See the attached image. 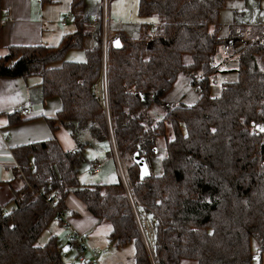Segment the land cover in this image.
I'll list each match as a JSON object with an SVG mask.
<instances>
[{
    "label": "trees",
    "instance_id": "obj_1",
    "mask_svg": "<svg viewBox=\"0 0 264 264\" xmlns=\"http://www.w3.org/2000/svg\"><path fill=\"white\" fill-rule=\"evenodd\" d=\"M227 1L137 0L138 15L155 24L140 22L136 37L110 32L108 7L104 103L94 94L101 27L88 24L84 0H69L75 31L59 44L8 47L0 75L41 76L43 98L60 100L47 124L52 132L66 128L76 147L65 151L52 136L11 149L18 173L10 185L12 208L0 203V264H67L56 235L43 245L36 240L51 223L65 232L71 226L69 194L111 226L116 247L133 245V264H255L264 253V27L256 40H244L239 23L222 35L219 14ZM85 36L95 42L84 59L66 60L65 52L80 48ZM113 36L120 48L112 47ZM233 54L236 69H220ZM230 71L233 80L219 79ZM179 74L197 92L191 103L164 100ZM111 133L128 159L129 173L124 169L137 206L153 225L152 257L119 171L114 182L78 178L85 146L108 141ZM158 137L164 156L152 172ZM135 152L150 170L143 180Z\"/></svg>",
    "mask_w": 264,
    "mask_h": 264
},
{
    "label": "crops",
    "instance_id": "obj_2",
    "mask_svg": "<svg viewBox=\"0 0 264 264\" xmlns=\"http://www.w3.org/2000/svg\"><path fill=\"white\" fill-rule=\"evenodd\" d=\"M85 1V13L90 14L93 10L87 9ZM0 6V57L7 53L8 47L11 45L42 44L55 46L60 43L65 35L75 31V22L72 21L71 28H68L69 18L64 16L66 13H70L68 12L70 7L69 0H58L51 3H42L41 0H1ZM245 7V0H228L226 2L225 9L221 10L219 14V20L223 26L222 35L229 34L231 29L228 27L231 24L239 23L241 25L239 27L243 28L244 40L249 38L256 40L259 38L262 27H264L261 22L253 25H243L244 22L242 20L236 22V18L242 19ZM239 12H241L240 16L238 15ZM64 19H66V24L62 25L61 22ZM63 28L64 30H62ZM109 28H111L112 32L121 30L129 36L136 37L139 33L140 22L137 20L135 24L128 25L126 22L113 21L111 26L109 23ZM94 42L92 36H85L79 49L85 51L91 48ZM236 58L234 54L232 57L228 56L227 59L222 58L220 69L222 67H226L228 70L236 69ZM234 77V71L219 75V79L227 78L228 80H233ZM41 81V76L34 74L23 77L0 75V188L6 186L9 192L11 190L10 185L12 188L14 187L18 173L11 151L13 147L47 140L52 136L58 140L65 151L73 150L76 147V142L66 128L59 125L54 132L49 128L47 120L52 118L59 109L60 100L56 96L43 98ZM213 90L215 91L216 88H213ZM170 91L165 95L164 100L176 103L177 101L171 97ZM21 105L28 107L29 111L26 115L20 114L19 107ZM108 142L110 149L107 148L104 142L98 143V146L94 145L96 148L95 157L88 162L89 167L93 160L112 149L111 146H113L114 142L112 133ZM109 160H106L103 165ZM112 160L114 161V159ZM114 163L116 164L115 161ZM89 167L85 169L86 172ZM85 171H83V174ZM17 184L21 183L17 182ZM66 204L70 210L68 219L71 226L78 233L86 236L89 245L96 248L102 247L101 264H110L113 254L116 256L117 264H133L134 247L132 244L116 247L109 240L111 226L90 214L83 202L74 195L69 194L67 196ZM12 206L13 203L8 204L10 209ZM52 235L57 234L53 232L48 238ZM63 236L57 237L65 245L66 241ZM127 246H131V249ZM70 249L71 247L67 251ZM118 258H120L119 261L117 260Z\"/></svg>",
    "mask_w": 264,
    "mask_h": 264
},
{
    "label": "rangeland",
    "instance_id": "obj_3",
    "mask_svg": "<svg viewBox=\"0 0 264 264\" xmlns=\"http://www.w3.org/2000/svg\"><path fill=\"white\" fill-rule=\"evenodd\" d=\"M246 1V7L244 8V12L242 15V19H237L236 22L239 20H242L244 22L243 25H253L257 22H261L264 25V0H245ZM87 9H92L91 13H96L100 11V3L101 0H86ZM98 4V5H97ZM109 20H110V26L112 25L113 21H121L126 22L128 25H133L136 23L137 20L139 22H142L143 20L149 21L151 24H155L154 20L149 17H140L137 12V0H110L109 1ZM96 8V9H95ZM69 12V9H68ZM238 15H241V12L238 13ZM64 16L69 18V25L68 28H71V22L73 21V18L70 13H66ZM255 20H253V19ZM133 20L134 23H133ZM132 23V24H131ZM252 23V24H250ZM64 30V28L62 29ZM110 32H112L110 28ZM250 40V38H249ZM64 58L66 60H76L80 61L84 58V50L79 48H71L68 49L65 52ZM187 61V59H186ZM171 94L175 101H182L191 103L196 99L197 92L191 89V86L189 85L188 79L185 78L182 74H179L175 84L173 85L171 89ZM170 94V93H169ZM158 144V150L157 152L150 158L149 164L152 172H156L160 169V161L164 156V146H163V139L162 137H158L156 139ZM105 145L108 149H110V145L108 141H104ZM95 146H98V142H95L91 145L85 146V163L82 166V169L78 175L79 180L82 183L86 184H93L98 182H114L119 179L118 176V169L117 165L114 163L112 158H110L109 161H107L104 165H102L101 170L98 174H92L91 172H86L85 169H88L89 164L88 162L92 160L95 157ZM121 154V160L123 165L125 166V169L129 173L128 168V159H126L125 155ZM83 171L85 173L83 174ZM130 175V174H129ZM9 190L6 186H3L0 188V203L4 204V209L9 210L10 207H8V198L10 195L8 194ZM56 232V236L61 237L64 235L65 231L63 227L56 226L55 223H51L46 229L43 230V232L38 236L36 240L37 245H43L47 239L48 236ZM253 248H256L255 241H252ZM130 247L131 246H127ZM99 249L102 250V247ZM105 249V248H103ZM128 249V248H125ZM103 251V250H102ZM260 258V259H259ZM259 258L255 261V264H264V253H262ZM62 259L67 264H79V262L74 257V250L70 249L69 251L63 253ZM125 259V257H124ZM118 261L120 258L117 259ZM110 264H117L116 263V256L115 254L112 255L111 263Z\"/></svg>",
    "mask_w": 264,
    "mask_h": 264
},
{
    "label": "built area",
    "instance_id": "obj_4",
    "mask_svg": "<svg viewBox=\"0 0 264 264\" xmlns=\"http://www.w3.org/2000/svg\"><path fill=\"white\" fill-rule=\"evenodd\" d=\"M100 11L96 13H91L87 22L91 27L100 26L101 27V56H102V65H101V74L98 77L95 86L94 94L98 100L104 103L105 100V87H106V60H107V51L109 44V35H108V0H101ZM66 19L61 22L62 25L66 24ZM106 106V104H104ZM28 107L21 105L19 107V112L21 115H26L28 113ZM114 159L118 167L119 174L122 179V183L125 187V190L128 194L129 202L132 207L136 221L138 222L140 231L142 233L143 239L147 244L149 249V254L153 256L152 245H153V225L148 217L143 214L135 201L133 196L130 183L126 179L124 165L121 158L116 155L115 147L110 151L104 152L101 156L97 157L93 163L90 164L89 171L93 174H96L103 163L108 159ZM18 167V166H17ZM19 168V167H18ZM66 242H70L71 249L75 252V258L79 264H101L100 256L102 250L96 247H93L88 244L87 238L85 235L78 233L72 226L64 233L63 236Z\"/></svg>",
    "mask_w": 264,
    "mask_h": 264
},
{
    "label": "water",
    "instance_id": "obj_5",
    "mask_svg": "<svg viewBox=\"0 0 264 264\" xmlns=\"http://www.w3.org/2000/svg\"><path fill=\"white\" fill-rule=\"evenodd\" d=\"M111 45L114 48H120L121 42H120V39H119L118 36H113L111 38ZM152 98H153L154 101L156 100V97L154 95L152 96ZM259 129H262V128H259ZM132 160L139 168V173L138 174H139L140 180H143V179H145V178L150 176L149 167H148L147 162H146V160H145V158L143 156L139 155L138 152H135L132 155ZM70 247H71L70 242H66L65 245L62 248V251L66 252L67 249L70 248Z\"/></svg>",
    "mask_w": 264,
    "mask_h": 264
},
{
    "label": "bare ground",
    "instance_id": "obj_6",
    "mask_svg": "<svg viewBox=\"0 0 264 264\" xmlns=\"http://www.w3.org/2000/svg\"><path fill=\"white\" fill-rule=\"evenodd\" d=\"M112 145H113V147H115L116 155H118L120 158H122L121 155L119 154V152L117 151V148H116L115 142H113Z\"/></svg>",
    "mask_w": 264,
    "mask_h": 264
},
{
    "label": "snow or ice",
    "instance_id": "obj_7",
    "mask_svg": "<svg viewBox=\"0 0 264 264\" xmlns=\"http://www.w3.org/2000/svg\"><path fill=\"white\" fill-rule=\"evenodd\" d=\"M262 130H264V129H262Z\"/></svg>",
    "mask_w": 264,
    "mask_h": 264
}]
</instances>
